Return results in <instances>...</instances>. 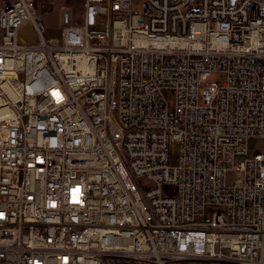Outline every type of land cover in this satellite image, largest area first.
<instances>
[{
  "label": "built area",
  "instance_id": "2783aa9c",
  "mask_svg": "<svg viewBox=\"0 0 264 264\" xmlns=\"http://www.w3.org/2000/svg\"><path fill=\"white\" fill-rule=\"evenodd\" d=\"M0 264H264V0L4 4Z\"/></svg>",
  "mask_w": 264,
  "mask_h": 264
},
{
  "label": "rangeland",
  "instance_id": "374dc122",
  "mask_svg": "<svg viewBox=\"0 0 264 264\" xmlns=\"http://www.w3.org/2000/svg\"><path fill=\"white\" fill-rule=\"evenodd\" d=\"M11 0H0V9L4 4ZM37 13L42 21L45 39H59L61 30L65 25L76 24L80 13L83 10L84 0H36ZM45 8V10H43ZM101 23L91 30L92 33H102L105 31V22L101 18ZM23 40L29 43L35 42V36L31 30L23 31ZM262 148V142L258 139H252L248 142L250 153L259 152ZM179 156L178 145L170 142L168 147V161L170 165H176ZM236 177L231 174L228 182H232ZM142 187H150L151 184L142 179L139 181Z\"/></svg>",
  "mask_w": 264,
  "mask_h": 264
},
{
  "label": "crops",
  "instance_id": "0c3cea01",
  "mask_svg": "<svg viewBox=\"0 0 264 264\" xmlns=\"http://www.w3.org/2000/svg\"><path fill=\"white\" fill-rule=\"evenodd\" d=\"M25 30H31V29H30V27L28 25H24L23 27H21V29L18 32V38H19L20 42H22L24 44H31V43H29L27 41H24L23 38H22L23 37V31H25Z\"/></svg>",
  "mask_w": 264,
  "mask_h": 264
},
{
  "label": "trees",
  "instance_id": "16d2710c",
  "mask_svg": "<svg viewBox=\"0 0 264 264\" xmlns=\"http://www.w3.org/2000/svg\"><path fill=\"white\" fill-rule=\"evenodd\" d=\"M34 4H35V6H37L36 0H34ZM43 10H45V8H43Z\"/></svg>",
  "mask_w": 264,
  "mask_h": 264
},
{
  "label": "water",
  "instance_id": "95a60500",
  "mask_svg": "<svg viewBox=\"0 0 264 264\" xmlns=\"http://www.w3.org/2000/svg\"><path fill=\"white\" fill-rule=\"evenodd\" d=\"M231 1V4H234V2L236 1V0H230Z\"/></svg>",
  "mask_w": 264,
  "mask_h": 264
}]
</instances>
